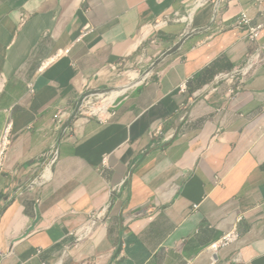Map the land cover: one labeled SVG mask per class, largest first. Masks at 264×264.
<instances>
[{"label": "crops", "instance_id": "crops-1", "mask_svg": "<svg viewBox=\"0 0 264 264\" xmlns=\"http://www.w3.org/2000/svg\"><path fill=\"white\" fill-rule=\"evenodd\" d=\"M196 1L0 0V264H264V0Z\"/></svg>", "mask_w": 264, "mask_h": 264}, {"label": "built area", "instance_id": "built-area-1", "mask_svg": "<svg viewBox=\"0 0 264 264\" xmlns=\"http://www.w3.org/2000/svg\"><path fill=\"white\" fill-rule=\"evenodd\" d=\"M197 5L199 6H203L205 4H207V0H197ZM167 21H157L156 22V26L157 27H162ZM237 25L239 27H248L249 28V33H248V38L251 41H258L261 37L262 31L264 29V24H258V25H253L252 24V18L249 16V14L247 12H243L240 16V18L237 21ZM69 49H65L60 51L56 56H63V55H68L69 54ZM264 60V55H262V53L258 52L257 54H255V56L253 57V59L256 60H260V59ZM255 63V62H254ZM254 63H247V65L242 66L240 69L237 70V73L240 74L242 77H246V75L249 74L251 67ZM47 64L43 65V69L45 68L44 66H46ZM228 74H222L221 76H227ZM29 92L30 93H34L35 92V83H29L28 86ZM187 90V86L185 83L181 84L179 87V92L184 93ZM105 94H92L90 96H85L82 100L81 105L78 108V114L82 115V114H87V115H93V114H98L100 112H102L101 110H97V107L94 106V102L97 98L102 97ZM55 119L58 122H62L64 119V111L62 109H60L57 112V115L55 117ZM13 139L14 136L12 134V130H11V124L9 123L2 134L1 137V141H0V170L4 169L6 161L9 157V152L11 150V147L13 145ZM58 156H56L54 158V160H56ZM104 165H107V157L104 158ZM43 177L42 179L45 180L46 174L43 173V175L41 176ZM106 209L104 208L102 210L96 211L94 213H91L90 215V224L89 227H87L86 230L82 231H75L73 232L76 236V243L75 246L79 247L81 241H83L85 238L90 237L93 234V225H95L97 222H100L101 224L103 223V221L106 220ZM239 234L236 230H233L227 234H225L218 242L214 243L211 248L213 250H218L220 247H224L227 246L235 241L238 240ZM13 253V250H9V251H3L0 249V261L8 256L11 255Z\"/></svg>", "mask_w": 264, "mask_h": 264}, {"label": "bare ground", "instance_id": "bare-ground-1", "mask_svg": "<svg viewBox=\"0 0 264 264\" xmlns=\"http://www.w3.org/2000/svg\"><path fill=\"white\" fill-rule=\"evenodd\" d=\"M123 86V85H122ZM126 88L127 87H124V88H122V89H119V90H114L113 91V95L112 96H110V97H108L106 100H107V102L106 103H104V105L103 106H99L98 108H97V110H101V111H105L106 109H107V107L111 104V103H113L117 98H118V96L119 95H121L125 90H126ZM109 94V93H108ZM107 94V95H108ZM106 95H103V97H105Z\"/></svg>", "mask_w": 264, "mask_h": 264}, {"label": "rangeland", "instance_id": "rangeland-1", "mask_svg": "<svg viewBox=\"0 0 264 264\" xmlns=\"http://www.w3.org/2000/svg\"><path fill=\"white\" fill-rule=\"evenodd\" d=\"M119 89H121V88H118V89H113V90H119ZM112 90V91H113ZM109 93V92H108ZM108 93H106L105 95V97H99V98H97L96 100H95V102H94V106H96L97 108L101 105V106H103L104 105V103H106L107 102V98L108 97H110V96H112L113 95V93H111V91H110V93L108 94ZM108 94V95H107Z\"/></svg>", "mask_w": 264, "mask_h": 264}]
</instances>
